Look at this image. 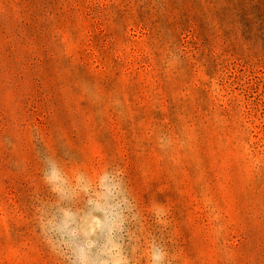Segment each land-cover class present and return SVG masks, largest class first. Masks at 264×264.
<instances>
[{
    "label": "rangeland",
    "instance_id": "374dc122",
    "mask_svg": "<svg viewBox=\"0 0 264 264\" xmlns=\"http://www.w3.org/2000/svg\"><path fill=\"white\" fill-rule=\"evenodd\" d=\"M120 221L137 264H264V0H0V264H96Z\"/></svg>",
    "mask_w": 264,
    "mask_h": 264
},
{
    "label": "clouds",
    "instance_id": "9594fccd",
    "mask_svg": "<svg viewBox=\"0 0 264 264\" xmlns=\"http://www.w3.org/2000/svg\"><path fill=\"white\" fill-rule=\"evenodd\" d=\"M43 159L46 165L42 174L43 182L49 187L53 194L62 197V195L68 191V179L54 158L51 156H45ZM104 175L107 176L109 174L105 173ZM86 181L87 178L81 173L76 177L75 183L80 185L84 190H88ZM154 216L157 223L166 225L167 221L165 218L167 216V210L164 209L162 205L158 204L154 206ZM40 219L42 230L51 226L54 222V218L49 216L46 210H42ZM89 231L103 232L105 237L104 242L97 248L96 264H137V261L135 260L138 251L136 244L133 243L130 248H126V240L117 235V233H123L125 231V224L123 221L108 224H103L102 222L99 227L89 229ZM127 239L133 238L129 236ZM175 259V256L170 259L166 249L159 243L153 242L151 244V264H173ZM79 264H86V262L81 259Z\"/></svg>",
    "mask_w": 264,
    "mask_h": 264
}]
</instances>
